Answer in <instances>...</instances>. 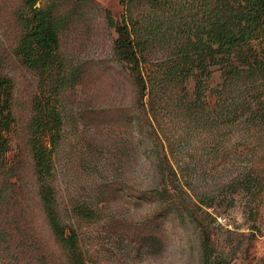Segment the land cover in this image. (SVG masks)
Listing matches in <instances>:
<instances>
[{
  "label": "rangeland",
  "instance_id": "rangeland-1",
  "mask_svg": "<svg viewBox=\"0 0 264 264\" xmlns=\"http://www.w3.org/2000/svg\"><path fill=\"white\" fill-rule=\"evenodd\" d=\"M51 4L62 17L59 61L41 73L16 53L29 9L23 0H0V74L11 78L14 88L0 264H68L38 194L30 143L38 102L62 118L60 133L48 130L42 136L53 162L49 183L87 264H264V186L257 198L255 190L227 189L253 167L264 178V127L242 123L249 112L240 111L236 122L220 128L199 122V109L188 111L178 95L182 78L166 81L184 42L168 35L169 41H151L145 48L141 65L149 87L141 99L128 66L115 53L118 34L107 17L110 10L122 20L123 0L37 5ZM136 10L143 15L146 8ZM220 82L217 72L210 86ZM184 85L194 89L192 78ZM253 94L250 107H260L264 85ZM211 100L215 104L220 97L215 92ZM164 152L172 165H186L188 206L198 210L206 227L212 247L207 254L197 218L186 208L178 214L156 195L166 186L157 160Z\"/></svg>",
  "mask_w": 264,
  "mask_h": 264
},
{
  "label": "trees",
  "instance_id": "trees-1",
  "mask_svg": "<svg viewBox=\"0 0 264 264\" xmlns=\"http://www.w3.org/2000/svg\"><path fill=\"white\" fill-rule=\"evenodd\" d=\"M23 1L30 14L22 17L24 33L16 53L29 68L45 73L59 61L62 17L57 15L52 4L40 7L37 5L40 0ZM123 5L125 13L122 20H116L110 10H107V17L118 34L115 53L128 66L141 99L149 87L141 65L145 48L151 41L168 40V35L184 42L177 51L179 63L169 69L166 81H174V77L182 78V92L178 95L187 101L184 104L188 111L199 109V122L204 121V126L208 128H220L230 120L236 122L237 112L240 111L242 115L249 112L242 123L264 127V101L260 107H250L253 90L264 85V0H123ZM140 5L146 8L143 15L136 12ZM217 72H220L221 82L213 88L210 83ZM190 78L194 81L192 91L184 85ZM13 89L12 79L0 74V97L3 101L0 107V214L10 196L5 175L11 170L6 168V163L10 149L7 134L13 122ZM215 92L220 101L213 105L211 98ZM35 110L36 116L30 125V143L44 215L68 264H87L76 232L68 229L61 219L56 194L49 183L53 162L42 136L48 130L60 133L61 115L54 107L47 108L42 102L35 104ZM157 160L166 186L156 195L167 200L170 209L178 214L183 215L188 209L198 221V210L188 206L191 185L185 177L186 165L180 161L176 162V166L172 165L166 152L159 154ZM241 176L228 183L227 189L251 194L255 190L257 198L264 186L263 175L253 167ZM198 222L207 254L212 248L209 235L206 227ZM2 232L0 226V237Z\"/></svg>",
  "mask_w": 264,
  "mask_h": 264
}]
</instances>
